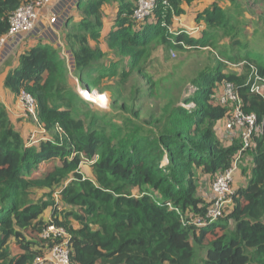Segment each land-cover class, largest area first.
<instances>
[{
	"label": "trees",
	"instance_id": "trees-1",
	"mask_svg": "<svg viewBox=\"0 0 264 264\" xmlns=\"http://www.w3.org/2000/svg\"><path fill=\"white\" fill-rule=\"evenodd\" d=\"M29 1L0 0V40L9 30L12 13ZM193 1L159 0L142 21L133 17L137 0L74 3L63 22L61 41L72 56V75L82 84L93 73L97 79L115 76L120 64L121 81L135 74L149 84L141 66L151 50H197L212 45L218 39L216 31L229 34V47L242 52L227 58L243 60L244 74H221L224 65L217 58L216 66L192 81L194 97L181 100L182 88L177 87L159 102L154 88L135 82L131 97L119 107L120 125L91 110L79 111L76 101L81 98L52 40L37 38L36 44L18 49L2 64L3 87L17 99L22 91L33 97L44 136L26 143L0 102V264H34L44 258L53 246L42 238L48 224L67 232L72 264H194L192 244L206 248L202 264H264V96L251 90L255 78L264 81V51L247 50L239 40V24H232L229 11L216 5L196 18L198 22L204 17L202 38L170 33L175 19L184 15L183 7ZM227 1L238 9V0ZM109 5L112 19L107 22ZM98 38L128 58L127 66H122L123 58L110 68L99 65L103 54L91 46ZM205 38L210 40L207 45ZM218 84L234 86L243 112L255 115L260 132L251 138L252 177L246 187L233 192L228 213L209 222L210 203L196 195L195 171L215 179L231 167L242 147H224L215 136L216 124L231 116L224 106L209 103ZM144 95L154 99L147 112L137 107ZM180 101H193L195 108L187 110ZM117 103L115 99L112 106ZM81 105L89 107L83 100ZM85 160L91 163L94 180L80 173ZM41 164L51 167L34 178L32 172ZM68 176L60 192L68 209L60 212L59 221L54 203L34 201L32 194L53 192ZM133 189L139 196H131ZM49 207L52 223L42 216ZM70 219L79 228L74 229ZM195 220L204 224L198 227Z\"/></svg>",
	"mask_w": 264,
	"mask_h": 264
},
{
	"label": "rangeland",
	"instance_id": "rangeland-1",
	"mask_svg": "<svg viewBox=\"0 0 264 264\" xmlns=\"http://www.w3.org/2000/svg\"><path fill=\"white\" fill-rule=\"evenodd\" d=\"M54 3L55 6L53 5V11L56 9V11L59 12L64 8L67 9V19L74 3H76V0H56ZM238 4V9H234V6L227 0H194L190 6L183 7L185 13L183 16L175 19V26L171 28L170 33L174 34L181 31L185 34L192 35L197 39L202 38L203 31L206 27L204 25V19H202L204 17H202L198 22H196V18L199 15H202L205 11L212 9L213 6L216 5V7H219L223 12L229 11L227 15L231 17L230 22L232 24H239L238 29L242 34V36H239V40L242 44L247 45V50L261 54L264 51V0H238ZM49 9H51V7ZM105 10L106 21L110 22L112 19L110 15L111 6H107ZM43 14L45 15L41 18V24H38L37 29L33 31L31 35L42 39L52 40L55 45L60 48L62 58L68 64L71 76L70 84L74 87V90L77 91V94L81 98L80 101H76L79 111L86 113L87 110H91L99 116H107L118 125L122 123V120L119 118L121 115H117L121 112L119 107L122 104L127 103L128 98L131 97L132 86L135 82H138L139 87L145 86L147 89L154 88L153 91L156 90L158 94V101L164 102L163 99L167 96V93L172 92L177 87L182 88L181 100L194 97V94L196 93V87L192 85V81L199 73L205 72L208 68L216 66L217 63L215 60L217 58H219V60L224 65L221 70V74H244L245 63L243 60L239 58L233 62L229 61L227 58V56L234 54V52L237 50L240 51V49H233L229 47V34H227L226 37L222 31H216L218 39L212 42V45L208 44V46L198 48L197 50H170L166 52L162 49V47H156L153 50L150 48L151 52L149 57L141 66L143 67V73L146 74L147 78H149V80H147L149 84H146L145 80H142L137 75L135 76V74L128 76V80L125 83L124 81H121V64L118 65L119 67H117L115 76L108 77V75H105L101 79H97L95 78L96 74L93 73L89 77H85L86 79L84 80H86V82H83L84 84H82L75 76L72 75V56L68 54L61 41V31L63 30V24L61 26V23H58L59 25L57 28L59 31H57V33H52V31L48 29L49 21H47V12L43 11L42 15ZM107 31L108 29H105L104 32ZM209 41V39L205 38V44L209 43ZM91 46L98 49L103 54V59L99 61V65H103L106 68L112 67L115 63H120L122 58L124 60H122V66H127L129 62L128 58L124 59L120 52L111 48L109 44L101 38H98L97 41L91 40ZM213 46H216V48ZM13 50L14 48L11 50L8 49V56L5 61L9 58V56H11L10 54L13 52ZM225 50L227 51L225 52ZM2 64L0 65V74L5 70L2 69ZM93 82L97 83V88L92 84ZM223 87V84H218L212 89L213 93L209 96V103L211 105H219V96L223 91ZM261 94L264 96V89L262 90ZM139 98L140 99L137 102V107H142L143 111L147 112L149 109V104L153 103L154 99L148 96L146 97V95L140 96ZM115 99L118 100V103L113 107L112 105ZM82 100L89 104L88 108H85L81 105ZM178 105L187 110L195 108V102L193 101L188 102L187 104L180 101ZM224 107L228 110V112H230L231 115L232 105L228 104L224 105ZM112 110L115 112L112 113ZM108 114H116L117 117ZM20 117L25 121L18 130L23 134L26 143L34 144L42 140L44 133L42 125L39 123V121L31 117H26V113L23 110H21ZM214 133L216 138L224 147H230L234 143L243 146L242 130L231 125L229 118L219 121L216 124ZM249 146L250 147L246 149L241 159L237 162V170L231 184L232 194L237 189L246 187L248 181L252 177V142L249 143ZM50 167L51 166L49 165L46 166L45 164H41L39 169L32 172V176L34 178H38L42 176L44 172L49 171ZM79 170L84 178L94 180L91 163L86 162V160L83 161L79 166ZM70 177L71 176H68L67 180H64L63 184L54 187L53 192L51 193L48 190H37L32 194V199L34 201L48 202L51 200V202L54 203L56 210L55 217L59 221H63V215L60 212L62 210L68 209V207L65 206L61 200L60 192L61 189L66 186L70 180ZM194 180L197 186V197L206 204L210 203L212 200L210 188L212 182L214 181V176L203 174L202 172L196 170ZM48 194H51V196L48 197ZM130 194L132 197L139 196L136 189L131 190ZM230 208L231 204L226 207L223 217L228 213ZM42 216L45 222L52 223V207H49L47 210H45ZM70 222L74 229L79 228V224L77 222L73 221L72 219H70ZM192 245L196 251L194 264H202L203 260L205 259L206 248L197 247L194 244ZM12 250L13 254L18 253L14 248H12Z\"/></svg>",
	"mask_w": 264,
	"mask_h": 264
},
{
	"label": "built area",
	"instance_id": "built-area-1",
	"mask_svg": "<svg viewBox=\"0 0 264 264\" xmlns=\"http://www.w3.org/2000/svg\"><path fill=\"white\" fill-rule=\"evenodd\" d=\"M56 0H30L27 4L16 9L9 18V30L7 34L0 40V65L8 56V49L11 50L13 43L18 37L31 34L41 24L42 12H47L48 29L57 31L58 23H63L66 19L67 9L64 8L57 12L53 11L54 2ZM59 1V0H58ZM159 0H137L133 17L142 21L156 7ZM54 5V6H53ZM51 7V9H49ZM43 25V24H42ZM52 27V28H50ZM55 28V29H53ZM264 89V81L259 83L255 78V82L251 86V90L257 94L262 93ZM20 108L26 113V117L37 119L35 110V101L33 97L22 91L18 97ZM219 104L221 106L231 104L230 124L237 129L242 130L243 146L235 155L232 165L229 169L218 174L211 184L212 200L207 210L206 219L214 222L223 217V213L228 205L231 204V184L237 170V162L241 159L243 153L249 148V143L253 134L260 132L256 124L254 114H245L242 110L241 100L232 84H226L219 96ZM204 223L195 220V225L200 227ZM42 238L53 241V246L49 249L44 258L38 259L34 264H72L70 257V244L67 232L54 224H48L42 231Z\"/></svg>",
	"mask_w": 264,
	"mask_h": 264
},
{
	"label": "crops",
	"instance_id": "crops-1",
	"mask_svg": "<svg viewBox=\"0 0 264 264\" xmlns=\"http://www.w3.org/2000/svg\"><path fill=\"white\" fill-rule=\"evenodd\" d=\"M106 11V10H105ZM76 20V18H74ZM63 23H61L62 26ZM63 27V26H62ZM57 31H59V29L57 28ZM56 31V33H57ZM37 38L31 34H25L22 35L20 37L17 38V40L13 43L12 49L14 48L13 52L10 54L11 56H9V58H13L14 53L18 50V49H27L30 46L36 44L37 42ZM8 58V59H9ZM6 71V70H5ZM5 71H3L0 74V102L6 107V109L8 110L9 116L11 121L13 122L14 126L19 129V127H21V125L24 123L25 120H23L20 116H21V108L20 105L18 103V99L14 98L11 93L5 89L2 85L3 82V77L5 75ZM21 133V132H20ZM21 135L23 136V134L21 133ZM24 138V136H23ZM25 140V138H24ZM243 156V155H242Z\"/></svg>",
	"mask_w": 264,
	"mask_h": 264
},
{
	"label": "water",
	"instance_id": "water-1",
	"mask_svg": "<svg viewBox=\"0 0 264 264\" xmlns=\"http://www.w3.org/2000/svg\"><path fill=\"white\" fill-rule=\"evenodd\" d=\"M78 0H76V2H77ZM71 65L73 66V62H71Z\"/></svg>",
	"mask_w": 264,
	"mask_h": 264
}]
</instances>
